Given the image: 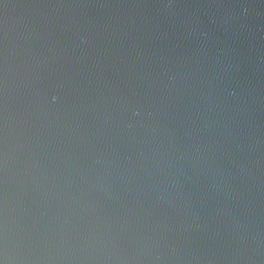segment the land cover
<instances>
[{
	"label": "water",
	"instance_id": "water-1",
	"mask_svg": "<svg viewBox=\"0 0 264 264\" xmlns=\"http://www.w3.org/2000/svg\"><path fill=\"white\" fill-rule=\"evenodd\" d=\"M0 264H264V0H0Z\"/></svg>",
	"mask_w": 264,
	"mask_h": 264
}]
</instances>
